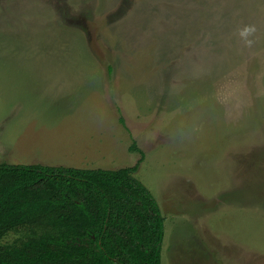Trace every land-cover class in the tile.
Wrapping results in <instances>:
<instances>
[{
  "label": "rangeland",
  "instance_id": "rangeland-1",
  "mask_svg": "<svg viewBox=\"0 0 264 264\" xmlns=\"http://www.w3.org/2000/svg\"><path fill=\"white\" fill-rule=\"evenodd\" d=\"M133 139L161 264H264V0H0V163L116 170Z\"/></svg>",
  "mask_w": 264,
  "mask_h": 264
},
{
  "label": "trees",
  "instance_id": "trees-1",
  "mask_svg": "<svg viewBox=\"0 0 264 264\" xmlns=\"http://www.w3.org/2000/svg\"><path fill=\"white\" fill-rule=\"evenodd\" d=\"M130 149L140 161L116 170L0 163V264H161L165 218Z\"/></svg>",
  "mask_w": 264,
  "mask_h": 264
},
{
  "label": "crops",
  "instance_id": "crops-1",
  "mask_svg": "<svg viewBox=\"0 0 264 264\" xmlns=\"http://www.w3.org/2000/svg\"><path fill=\"white\" fill-rule=\"evenodd\" d=\"M13 164V163H12ZM16 164H19V163H16ZM23 164V163H22ZM35 164H38V163H35ZM104 169V168H103Z\"/></svg>",
  "mask_w": 264,
  "mask_h": 264
}]
</instances>
